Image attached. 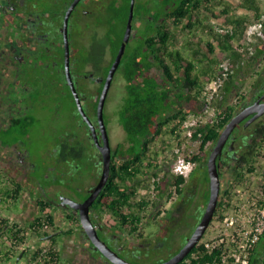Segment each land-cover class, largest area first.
<instances>
[{
  "label": "trees",
  "instance_id": "16d2710c",
  "mask_svg": "<svg viewBox=\"0 0 264 264\" xmlns=\"http://www.w3.org/2000/svg\"><path fill=\"white\" fill-rule=\"evenodd\" d=\"M213 1L160 0V9L158 10L148 9L146 6H141L139 11H136V8L134 10V19L145 20L144 29L135 30L134 28L114 76L116 79L118 75H121L125 81L124 94L121 102L118 103V109H116L118 123L125 132V139L115 144L112 153L110 177L92 205V208L101 217L105 213H110L113 216L115 219L114 229L118 228L123 232L137 233L142 236L144 229H141V226L147 218V209L151 206L157 207L164 198L172 196L174 185L176 192H182L183 176L179 175L174 182L168 177L165 184L156 179L158 177L156 167L159 165L157 159L160 158L159 146L156 145L154 151L156 156H153V153L149 152L150 142L155 141L163 133H171L179 137L186 127L185 120L188 115L198 116L208 107L215 106V115L211 120L187 126L192 128L191 139L199 140V148L204 150L208 144L216 143L220 132L235 114L237 108L233 100L241 93L239 88L242 81L245 78L257 76L254 85L261 87V92L264 90V72L261 68V60L264 56V41L248 45L244 43L248 37V27L261 20L264 22L263 12L258 0H239L238 6L253 11L252 16L233 13L230 10V5L226 4L219 12L221 15L225 14L219 32H215L212 25L198 18L200 9L214 16L220 15L213 11L211 6ZM112 9V20H114L111 22V28L107 31L110 43V59L102 71V78L95 92L93 102V113L95 115L104 80L116 57L124 35L130 0H122L120 6H116L114 0ZM184 19H186V22L182 28L193 29L200 21L201 27L211 37L204 39L194 34L187 37L181 46L173 47V44L177 45V42H179L178 33L175 32V29L178 30L180 22ZM170 22L175 25V29L170 26ZM216 42L228 56L237 59L238 63L233 70H225L224 67L219 66L221 58L216 50ZM237 45L242 46L241 48L244 50H239ZM187 49L189 53L185 52ZM247 52H250L248 57L245 54ZM243 72L245 73L242 74ZM217 78L222 80L220 96L217 99L213 96L212 100H208L207 95L203 93L205 85ZM34 122L35 120L31 116L17 120L10 129L3 132L4 141L12 142L25 136L29 126ZM261 139V141L264 140V131ZM125 142L129 143L127 148L124 147ZM162 147L165 149L166 144H163ZM250 155H252V152L249 151L242 156L240 160V166H243L242 171L239 174L237 173V179L232 184L224 188L212 220L217 215L218 220L224 218L225 212L223 209L230 205L225 197L227 195L231 197V189L243 180L245 170L253 171L254 167L249 160ZM161 157V160L167 158L165 155ZM173 159L176 158L169 159V163H172ZM192 159L196 161L193 172L199 170L202 181L207 188L200 196L197 192L196 194L193 192L194 195L191 198H186L183 205L177 208L174 219L177 228L176 240H180L179 244L174 251L165 254L166 256L163 255L159 259L154 258L151 260V264L152 262L157 263L166 260L179 251L191 234L190 232L183 233L181 231L182 227L189 223L190 211H195V207H197L198 219L193 220L198 223L202 215L201 212L206 206L210 195V178L207 169L208 154L196 153L192 156ZM217 162L218 164H225L223 157L218 158ZM92 163V168L94 166L96 171H99V164L101 163L98 156L96 162ZM151 176L155 177L154 188L159 189L160 199L142 196L140 192V187L150 186L146 183V179ZM20 191L21 185L15 182L14 188L6 189L4 192L7 199L0 195V203L7 201L8 198L16 202ZM77 192L78 198L75 199L83 201L89 195L90 190L81 192L78 190ZM45 207L46 204L44 203L42 209H45ZM64 217L68 221L79 223V217L73 211L65 213ZM2 220H0V223L2 222L0 233H3L9 239L11 252L21 250L26 244V237L22 232V228L17 227V224L9 223L10 220L5 217H2ZM46 224L56 227L53 213L48 212L44 216H37L30 227L35 230L36 226L43 227ZM192 230H194V227L190 231ZM49 233L45 232V235ZM57 238L58 235H54L50 241L56 243ZM165 241H168V237ZM209 242L210 246L207 247L206 241H200L178 264H223L225 261L231 264H239L234 262L233 256L228 255L230 249L226 241H220L219 237H215ZM232 242V245L237 246L234 241ZM18 247L19 250H16ZM96 250L102 255L98 249ZM30 251L28 248L27 251L23 252V255L28 252L27 256L32 257V260L43 257V261L40 260L36 264H61L60 250L54 244L37 247L29 255ZM244 254H247L248 264H264V232L257 243ZM2 255L0 250V257ZM137 261L135 259L132 262Z\"/></svg>",
  "mask_w": 264,
  "mask_h": 264
},
{
  "label": "flooded vegetation",
  "instance_id": "af4514ba",
  "mask_svg": "<svg viewBox=\"0 0 264 264\" xmlns=\"http://www.w3.org/2000/svg\"><path fill=\"white\" fill-rule=\"evenodd\" d=\"M113 1L79 0L69 13L67 26L70 54L69 67L72 81L85 112L93 124L96 125L101 143L103 142L102 134L98 125L97 110L96 115L93 113V102L95 92L102 78V71L108 63L107 60L110 59V43L107 31L111 28V22L114 20H112ZM72 2L73 0H0V170H6L10 178L21 185V190L27 184H29V193L33 191L34 187H39L41 189L40 195H43L44 200L32 196L33 203L29 206L31 211L25 216L26 219H22L26 224H29L32 219L34 220L38 216L36 214L38 207L43 206L44 203L46 207L59 204L61 209L64 210V214L73 211L79 217L77 210L62 202L61 197L65 196L56 198L53 195L54 193L48 192V188L57 184H69L68 187L75 191V195H73L75 199L78 198L77 191L79 189L72 184L77 183L79 186L81 184V180L79 182L75 181L78 171L83 170L85 167L96 172V183L102 171L101 152L94 142L90 126L78 110L66 76L64 23ZM121 2L122 0H115V5L120 6ZM150 2V0H142L143 6L148 9H150L148 6ZM160 3V0H155L151 8L154 10L160 9ZM144 25V19H134L133 16L130 38L134 28L135 30L142 29ZM262 68V72H264V66ZM256 77H254L247 93L240 91L241 93L235 98H240L239 104L236 105L235 114L259 99L264 102V97H262L264 90L261 92V87L254 85ZM243 94L244 96H242ZM68 99L72 101H68ZM68 103H71L72 115L66 117ZM105 105L103 118L113 153L115 146L112 134L113 120L109 115L111 111L105 110ZM256 112L250 113L237 124L229 136L222 154L218 157H223L225 163H219L218 168L221 180L220 195L227 185L232 184L237 179V173H241L243 166H240V160L242 156L250 151L252 152L251 157L264 145V140L261 141L262 132L264 131V112L248 122ZM75 113L80 119L84 120L83 122L81 119L83 125L77 121L73 126L75 128L77 125L80 133L76 134L75 131L69 132L67 129H63V134L60 135L61 138L59 139L60 158L55 159L54 165L48 166L45 170H43V167H46L44 164L36 166L32 157L39 156L41 151L32 144L30 146L26 141L31 137L33 130L37 129L36 123L43 119L52 120L61 116L65 118L63 121L70 122L74 120ZM28 116L33 117L35 122L29 126L27 134L18 140L5 142L2 137L3 132L10 129L17 120L25 119ZM15 133L18 134V132ZM128 145L129 143L125 142L124 147L127 148ZM70 154L71 157L81 155L82 160L89 158V162H82L84 167L80 163L79 167L83 168L79 169L76 159L71 158ZM97 156L101 163L99 164L101 169L99 171H96L94 166L92 168V162H96ZM153 156L156 155L153 154ZM169 159L170 157L164 160L157 159L159 163L156 167L157 178L162 174V178L159 180L163 184L166 183L168 177L173 182L178 177L172 172L170 168L172 163H169ZM99 172L98 177L97 173ZM42 176H49V180L45 184L42 183ZM183 183L181 184L183 187L181 193L176 192L175 185L173 186V194L169 197V206H162V202H160L157 207H153V210L148 209L147 218L143 221L141 229H145L149 223L155 225L147 234L143 233L142 236L137 233L123 232L118 228L114 229L115 223H105L101 215L91 206L90 216L100 237L120 256L124 258L126 256L127 260L128 258L139 260L151 255L155 259H159L160 253L165 255L174 251L177 247V228L174 219L177 208L183 205L186 198H191L194 195L193 192L195 194L197 192L200 196L207 188L202 181L199 170L192 171L187 178H184ZM92 188L84 190H91ZM79 191L83 190L80 189ZM195 208V211H190L189 223L181 229L183 233H192L193 230H190L197 225V223L195 225L190 224L193 219H198L199 212L197 207ZM40 210H43L42 207H40ZM204 210L201 212L202 215ZM21 211L22 209L11 212L12 216L15 215L12 224H17L16 226L20 228L24 226L19 221V217L23 215L20 214ZM32 213L35 214L32 215ZM69 223L70 226L68 227L57 224L51 232H56L55 235L60 237L61 243L65 242L66 245L71 247L73 253L66 257L70 264H77V262L79 264L80 259L81 264H114L96 250L97 248L92 244L80 223L71 220H69ZM77 226L81 228H77ZM185 228L189 230L184 231ZM118 231L123 232V235H119ZM166 237H168L167 242L165 241ZM25 245L24 250L26 248L28 250L30 244L26 242ZM39 246V244H35L33 247L37 248ZM79 255H82V257ZM148 263L151 264V262Z\"/></svg>",
  "mask_w": 264,
  "mask_h": 264
},
{
  "label": "rangeland",
  "instance_id": "374dc122",
  "mask_svg": "<svg viewBox=\"0 0 264 264\" xmlns=\"http://www.w3.org/2000/svg\"><path fill=\"white\" fill-rule=\"evenodd\" d=\"M145 1V0H143ZM151 2L148 3V6L151 8L153 5V2L155 0H150ZM260 6H261V10L263 12L262 14V18H264V0H258ZM239 0H214L211 3V6L213 8V11L219 13L223 7L228 4L230 5V10L233 13L236 14H247V15H253V11L250 10H246L245 8H242L240 6H238ZM141 6H143L142 0H136L135 1V8L136 11H139V9L141 8ZM152 9V8H151ZM220 14V13H219ZM199 20L204 21L209 23L210 25H212L213 29L215 32H219L220 27L223 25L224 22V18H225V14L223 15H219V16H214L213 14L204 11L202 9L199 10ZM135 21V20H134ZM133 21V23H134ZM186 19H184L182 22H180L178 30L175 29V25L171 23V27H173V29H175V32L178 33V41L177 45L173 44L172 46H181L183 42L186 41L187 37L192 36L194 34H196L197 36H201L204 39H208L210 36L209 33H207L203 27H201V23L199 21V24L197 26H195L193 29H184L182 28V26L185 24ZM144 29V28H143ZM142 29V30H143ZM141 30V31H142ZM264 40H260L259 38H257L256 36H248L247 39L245 40V44H251V43H262ZM216 50L219 54V57L221 58V62L219 64V66H222L225 68V70H233L236 65H237V59L233 58L231 56H228L226 54V52H224L220 45H218V43L216 42ZM242 46L237 45V48H239V50H244L241 48ZM99 46H98V52H99ZM189 50L187 49L185 52H188ZM246 56L248 57V55L250 54V52L245 53ZM108 62V60H107ZM264 66V56H263V60L261 63V68ZM246 68V67H245ZM245 72H243L242 74H244ZM221 79V78H220ZM254 81V77H250V78H245L242 81V85L239 88L241 92H246L249 90V88L252 85V82ZM212 81H209L206 83L205 85V90H204V94L207 95L208 100H212V97L215 96L216 99L217 97L219 98V93H220V86L217 87L216 90H214V88H216L215 83H211ZM222 83V80L220 81ZM124 79L121 75H118L117 78L113 79L112 81V86L110 87L109 90V95L107 96V100L105 102V110H110L111 114L110 118L113 119V144H116L118 141H122L125 139V132L122 129V127L119 125L118 123V119H117V114H116V109H118L119 104L121 102V98L124 94ZM215 86V87H214ZM71 100V99H70ZM68 99V101H70ZM72 101V100H71ZM216 102V101H215ZM234 104L237 105L240 102V98L238 99H234L233 100ZM71 103H68V106L66 108V117H68V115H72V111H71ZM109 108V109H108ZM215 115V106L214 107H208L202 114L198 115V116H194V115H188L186 120H185V124L186 127L185 129L182 131L181 135L178 137L176 135H173L171 133H163L162 135H160L158 138L155 139V141L150 142L151 148L150 151L153 154H156L154 151L156 150V145L159 146L158 148V153H160V158H162L161 156L165 155L166 157H170L171 158H177V156L179 154L187 156V157H191L194 154L198 153V154H210L214 144H208L204 150H201L199 148V144L200 141L199 140H192L189 135H188V127L187 126H192L193 124H196L198 122H205V121H209L211 120ZM65 118H62V116L59 118H55L52 120L49 119H43L41 121H38L36 124L37 129L33 130L34 132L32 133L31 137L28 139H26V141H28L27 143L31 146V144L33 146H35L39 151H41V154L39 156H35L32 157L33 159V163L36 164V166L41 164H44L43 170L47 169L48 166L51 167V165H54L53 162H55V159L60 158L61 155H59L60 150H59V139L61 138L60 135L63 134V129H67L69 132H73L75 131L76 134L80 133L77 125L75 126V128H73L75 122L78 121V123L80 122L82 125V120L77 116V113L74 114V120L70 121V122H65L63 121ZM78 119V120H77ZM69 129H68V128ZM192 130V128H191ZM164 139V140H163ZM166 144V148L163 149L162 145ZM59 150V151H58ZM71 157V154L69 155ZM71 158H75L76 162L78 163L77 166L79 167L80 163L81 166L82 162H89V158L82 160L83 158L81 157V155L78 156H72ZM159 158V160H161ZM251 164L253 165V171H244V177L243 180L240 183H237L235 187H233L231 189V197H229L228 195L225 197V200H227V202H229V206L226 209H223V211L225 212L224 218L221 220H218V215L215 216L214 220H212L210 222V225L208 227V229L206 230L205 234L203 235L202 239L200 241H206L209 242V240H211L212 238L215 237H219L220 241L224 240L228 243L229 246V256H232L233 253L235 252H239V250H237V246L232 245V239H231V234H232V226L227 224V220L230 221L231 219H235L237 221H235V224H237V222L239 223H243L245 222L244 225H247L248 222H246V220L250 217H252L253 215H255L258 212V207L260 206V202L264 199V185H263V169H264V145L258 150L257 153L253 154V156L249 157ZM81 160V162H80ZM163 160V159H162ZM174 160V159H173ZM175 161V160H174ZM170 166L172 172H173V163ZM247 165V164H246ZM102 166V164H101ZM84 167V166H83ZM83 167H79V169H82ZM244 167H246L244 165ZM42 170V171H43ZM101 170V169H100ZM9 171V170H8ZM49 173V171H48ZM98 177H99V173ZM96 172L91 171L89 169H86L85 167L83 168V170L78 171V175L77 178L75 179L76 182H79L81 180V184L79 186V184H72V185H76L77 189H81L84 190L86 188H92L94 186V184L96 183V178H95ZM80 177V178H79ZM42 178V183L45 184L48 180H49V176H45V177H41ZM162 178V174H160L159 178L156 179H160ZM154 180L155 177H148L146 179V183L149 184V187H140L141 188V194L142 196L145 195L151 199H160V195L158 193L157 188H154ZM28 185L23 186L22 190L20 191L19 194V198L16 202H13L12 199L10 200V198H8L7 201L1 202L0 203V220H2V217H5L7 219H9V223L12 224V222L15 220V215H11V212H17L19 210L22 209L21 211V215L19 217V221H21V223L24 224V226H22V232L24 234L25 241L28 242L30 244V246H28L29 248V255L31 254V252L35 249V247H33L35 244H39V247H43V246H49V245H55L61 253V264H70L67 260L66 257L69 254H72L73 251H71V247L69 245H66L65 242L61 243L60 241V237L57 238V242L53 243L50 241L51 238H48L47 236L49 234H52L54 232H51L55 227L53 226H49V224L44 225L43 227H38L35 228V230L33 228L30 227V224L35 220H31V222L29 224H26L23 222V218H25V216H27L31 211L29 210V206H31L30 204L33 203L32 196L37 197L41 200H43V195H40L41 189L39 187H34L33 191L31 193H29V188ZM69 184L66 185H61V184H57V185H52L49 186L48 188V192L49 193H54V197L56 198H60L61 196H68V197H72L73 195H75V191L72 190L70 187H68ZM15 187V182L14 180H12L10 178V175L7 173L6 170L1 169L0 172V195L4 196L5 199H7V197H5L4 192L6 189L9 188H14ZM175 194V193H174ZM44 201V200H43ZM9 202V203H8ZM162 206H169L170 203V199L168 198H164L162 201ZM53 205V206H52ZM51 206L45 207V209L40 210V207H38V210L36 212V214H38V216H44V214L51 212L54 214L55 216V220H56V225L60 224L62 225V227H68L70 226L69 221L64 217V210L61 209V207L59 206V204H52ZM195 206H196V202H195ZM150 209H154L153 206L148 208ZM148 209H147V213H148ZM222 210V209H221ZM28 213V214H27ZM35 213H32V215ZM103 221L107 224H113L115 223V219L113 218V216L110 213H105L103 215ZM5 221V220H4ZM3 222V220H2ZM2 222L0 224H2ZM197 222L196 220H193L192 225H195ZM154 223L152 224H147L145 229H144V234H147V232L152 229L154 227ZM73 228V227H72ZM76 228V227H75ZM77 228H81L78 227ZM37 230V231H36ZM185 230H189L187 228L184 229ZM45 232H50L48 235H45ZM76 232V230H75ZM119 235H123V232L118 231ZM125 234V233H124ZM54 236V235H53ZM125 238V237H123ZM177 239V238H176ZM40 241V242H38ZM179 241H177V245L179 244ZM24 246H26L24 244ZM24 248H22L21 250H19L17 252H11V243L9 241V239L3 234L0 233V250L2 251V256L0 257V264H36L37 262H40V260L43 261V257H39L37 260H32V257H28L27 254H22L20 256V254L22 253V250ZM27 251V248L24 250V252ZM164 253H160V255L158 257L163 256ZM82 257V255H79ZM126 258V256H125ZM155 257L151 256H147V257H143V259H137L138 261L135 263L138 264H147L148 262H151V260H153ZM127 259V258H126ZM131 258H128V260H130ZM133 261V260H130ZM82 261L80 259L79 264H81ZM78 264V262H77ZM107 264V263H106ZM223 264H231L228 263L227 261H225Z\"/></svg>",
  "mask_w": 264,
  "mask_h": 264
},
{
  "label": "water",
  "instance_id": "95a60500",
  "mask_svg": "<svg viewBox=\"0 0 264 264\" xmlns=\"http://www.w3.org/2000/svg\"><path fill=\"white\" fill-rule=\"evenodd\" d=\"M79 0H73L71 5L68 8L65 23H64V34H65V69H66V76L68 79V83L72 89L73 95L75 97L77 107L79 112L81 113L84 120L88 123V125L91 128V132L93 135L94 142L97 146V148L100 150L102 155V171L99 177L98 182L96 185L90 190L89 195L83 200L78 201L72 197H61L62 202L70 205L75 210L78 211L79 215V223L82 226V228L86 231L89 239L91 240L92 244L104 255L106 256L111 262L114 264H138L132 261H129L125 259L124 257L120 256L116 250L111 248L108 243L103 240L97 230L96 225L93 223L92 218L90 216V209L93 205V202L96 200L98 195L100 194L103 187L108 182V179L111 174V160H112V149L109 142V136L108 132L104 123L103 118V109L105 105V101L111 86V83L114 79L115 73L119 67V64L121 62V58L124 54L125 48L129 42L131 31H132V20L134 16V5L135 0H130V9H129V15L126 23L125 32L121 41V44L119 46V50L116 54L115 59L113 60L109 71L107 73V76L105 78V82L103 85V88L101 90L98 104H97V119H98V125L102 134V140L101 143L97 134L96 125L93 124L92 120L89 118L87 113L84 110V107L82 105L80 96L75 88V85L72 81V77L70 74V67H69V43H68V16L75 4ZM264 97V95L262 96ZM257 111L256 114L248 120L250 122L252 119L256 118L258 115L264 112V102H261L260 99L257 100L254 104L249 105L245 107L240 112L236 113L231 117V119L226 123L225 127L220 132V135L214 144L208 159H207V169L208 174L210 178V195L208 202L205 206V210L203 212V215L201 216L200 220L198 221L197 225L195 226L192 233L188 236L185 243L182 245V247L177 251L175 254L167 258L166 260H162L157 263L152 264H178L181 262L188 253L193 249V247L200 242L203 235L205 234L206 230L208 229L210 222L212 221L215 211L217 209L219 200H220V191H221V180H220V173H219V164L217 162L218 157L222 154L223 148L233 132L234 128L237 126V124L243 120L247 115L250 113ZM233 145V144H232ZM56 232L49 234L47 237L51 238L53 235H55ZM24 249L22 250L23 254Z\"/></svg>",
  "mask_w": 264,
  "mask_h": 264
},
{
  "label": "built area",
  "instance_id": "2783aa9c",
  "mask_svg": "<svg viewBox=\"0 0 264 264\" xmlns=\"http://www.w3.org/2000/svg\"><path fill=\"white\" fill-rule=\"evenodd\" d=\"M247 35L256 36L260 40H264V22L263 20L258 21L254 24H251L247 29ZM221 79L217 78L213 80L211 83H215L216 88L221 85ZM214 86V87H215ZM188 135L191 138L192 130L188 128ZM196 165V161L191 157H187L179 154L173 163V173L176 175H181L184 178H187L191 172L194 170ZM235 219L227 220V224L232 226V234L231 239L237 245L239 252H235L232 254L234 257V262L239 264H248L249 259L247 254H244L248 250H250L259 240L260 236L264 232V199L260 202V206L258 207V212L253 215L251 218L249 217L246 222L247 225H244L245 222L235 224ZM47 226V224H46ZM206 246H210V242H206Z\"/></svg>",
  "mask_w": 264,
  "mask_h": 264
},
{
  "label": "bare ground",
  "instance_id": "6f19581e",
  "mask_svg": "<svg viewBox=\"0 0 264 264\" xmlns=\"http://www.w3.org/2000/svg\"><path fill=\"white\" fill-rule=\"evenodd\" d=\"M206 5H208V4H206ZM137 9V8H136ZM176 21V20H175ZM198 21V20H197ZM256 43V42H255ZM167 52V51H166ZM263 58V57H262ZM262 61V60H261ZM258 66V65H257ZM224 84V83H223Z\"/></svg>",
  "mask_w": 264,
  "mask_h": 264
},
{
  "label": "crops",
  "instance_id": "0c3cea01",
  "mask_svg": "<svg viewBox=\"0 0 264 264\" xmlns=\"http://www.w3.org/2000/svg\"><path fill=\"white\" fill-rule=\"evenodd\" d=\"M11 215H12V214H11ZM23 247H24V246H23ZM23 247H22V248H23Z\"/></svg>",
  "mask_w": 264,
  "mask_h": 264
}]
</instances>
